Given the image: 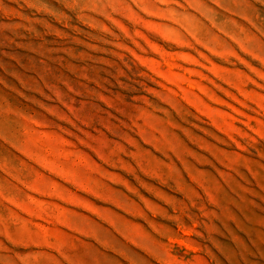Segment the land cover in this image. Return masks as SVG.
I'll use <instances>...</instances> for the list:
<instances>
[{"label": "rangeland", "instance_id": "obj_1", "mask_svg": "<svg viewBox=\"0 0 264 264\" xmlns=\"http://www.w3.org/2000/svg\"><path fill=\"white\" fill-rule=\"evenodd\" d=\"M0 264H264V0H0Z\"/></svg>", "mask_w": 264, "mask_h": 264}]
</instances>
